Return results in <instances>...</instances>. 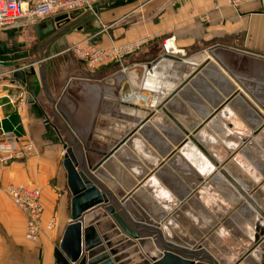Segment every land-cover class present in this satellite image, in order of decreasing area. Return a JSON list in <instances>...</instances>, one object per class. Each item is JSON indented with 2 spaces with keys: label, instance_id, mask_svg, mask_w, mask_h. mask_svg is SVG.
<instances>
[{
  "label": "crops",
  "instance_id": "obj_1",
  "mask_svg": "<svg viewBox=\"0 0 264 264\" xmlns=\"http://www.w3.org/2000/svg\"><path fill=\"white\" fill-rule=\"evenodd\" d=\"M112 4L117 5L106 7ZM262 8L261 0L246 1L238 7L228 5L227 0H102L96 13L73 12L57 33L42 41L35 30L37 23L0 29V55L30 51L27 57L14 61L13 66L0 61V126L30 138L36 146L33 154L0 164V264H70L59 247L70 221L71 192L63 166L65 144H71L68 129L89 152L93 164L101 157L93 154L94 150L108 151L126 135L130 128L126 125L125 131L119 130L124 126L122 122H135L136 118H129V113L123 110L128 105L123 102H134L129 95L134 89L147 94L150 101L158 96L155 89L163 87L168 77L177 86L196 68V65L164 57L169 54L162 48L167 36L174 35L183 50L170 55L198 57V64L210 58L218 66V70L207 69L195 77L188 90L189 100L181 96L198 114L197 105L219 104L214 98L220 96L222 101L232 88L242 90L253 104L263 102ZM86 38L105 46L139 39L145 42L124 58L123 65L111 61L92 69L65 50L71 43ZM19 42L25 45L19 46ZM33 53L38 55L33 57ZM157 59L156 74H149L146 64ZM27 63H33V67H25V70H32L42 82L35 99H29L28 85L9 72ZM127 87L132 91L120 99L122 90ZM181 100L176 102L181 105ZM163 127L167 126L150 122L146 129L148 135L142 133L144 143L136 145L129 140L95 174L117 198H126V208L137 222L153 227L162 224L159 230L171 241L172 229L167 217L179 211L175 208L178 198L187 200L189 197H181L174 187L176 180L180 184L182 179V171H177L175 165L179 158L184 157L188 162L191 158L181 152L182 148L178 151L180 154L174 152L182 137L173 147L161 149ZM94 155L99 159L95 160ZM154 157L159 158L158 161ZM167 157L171 158L168 164L164 162ZM191 166L199 174L198 168ZM190 175H194L192 178L196 181L197 175L194 172ZM11 183L41 188L44 214L42 231L35 241L26 238L25 214L6 192L5 188ZM186 215L185 223L174 215L171 218L177 221L180 230H189L194 236L198 231L196 217L191 220ZM50 220H54L52 229L47 228ZM187 235L182 236L189 241ZM193 238L195 242H185V245L192 247L201 242H198L200 238ZM204 244L205 249L212 252ZM216 255L222 257L221 253ZM240 264L253 263L241 261Z\"/></svg>",
  "mask_w": 264,
  "mask_h": 264
},
{
  "label": "water",
  "instance_id": "obj_2",
  "mask_svg": "<svg viewBox=\"0 0 264 264\" xmlns=\"http://www.w3.org/2000/svg\"><path fill=\"white\" fill-rule=\"evenodd\" d=\"M261 2L262 9H264V0ZM115 5L117 4L106 7ZM69 19L70 16L64 13L37 23L35 30L38 39L42 41L57 33L62 22ZM24 45L25 42H19V46ZM29 52V50H19L2 54L0 61L13 66L14 61L27 57ZM164 57L178 60L184 64L196 65V68L185 76L177 86H175L174 80L168 77L163 82V87L155 89L158 96L148 101V106L123 102V105H128L123 107L128 113L133 111L135 122L130 131L120 138L110 150L96 149L93 151L101 156L94 164L89 158V152L85 151V148L68 129V138L71 144H65L63 166L67 173V186L71 192L70 221L64 229L59 247L70 264H239L243 259L253 264H264V206L257 195L251 193L249 188H245L241 181L225 166V163L216 158L209 148V143L200 137L201 131L208 129L207 126L212 120L218 119L237 130V137L233 136V138L247 142L253 139L252 135L257 134L263 128L262 123L255 125L247 116L252 111L253 114L256 113L260 116L263 114L239 88H232L227 96L219 104L214 103L213 108L206 114H198L185 102L191 98L188 90L199 73L207 69L218 70V66L210 58L208 60L206 58L198 64L197 61L170 54H164ZM158 63L159 59L146 64L149 74H156L155 69L159 68L156 66ZM32 65L33 63H27L9 70L14 78L28 85L29 99H35L42 87L38 75L31 73L32 70H25V67L32 68ZM181 96L186 97L185 101L181 100ZM176 100H181L182 104H178ZM180 107H183L184 110L182 111ZM226 107L240 114L243 123H236L232 116H223L222 111ZM177 108L180 110L179 112L176 110ZM150 122L175 125L179 128L183 136L178 144V149L174 152L177 153L188 143H193L219 168L220 173L225 176L231 186H234L256 210L252 226L243 230L241 235L243 238H247L246 250L232 263L227 262L223 256L219 257L206 250V245L202 242L191 247L188 244L166 239L159 230L162 224L153 227L137 222L126 208V198H117L96 177L95 172L99 171L101 166L116 154L121 146L128 143L132 136H139L142 129L147 127ZM154 130L158 131L157 128ZM224 148L228 153L230 152L226 146ZM203 175H198L196 180L203 182L205 180ZM118 234L122 235L116 240H111ZM129 246L131 247L129 248Z\"/></svg>",
  "mask_w": 264,
  "mask_h": 264
},
{
  "label": "rangeland",
  "instance_id": "obj_3",
  "mask_svg": "<svg viewBox=\"0 0 264 264\" xmlns=\"http://www.w3.org/2000/svg\"><path fill=\"white\" fill-rule=\"evenodd\" d=\"M67 48L65 50H67ZM71 53L74 54L73 52ZM35 55L38 54L33 53V57H35ZM75 57L77 56L75 55ZM131 91L132 89H130L129 87L124 88L119 98L122 99L125 93ZM262 92L264 93V89L262 90ZM138 103L140 104V106L144 104L141 101H138ZM144 105L147 106L148 103L147 105ZM204 105L207 106V104ZM255 105L259 108L264 116V101L261 103H255ZM123 110L125 112H128L124 108ZM132 113L133 111H129V118L134 117ZM263 116L257 115L256 113L253 114V112L249 116H247L253 124L257 125L258 119H260L261 123L263 124V128L261 129V131H259L257 134L252 135L253 139L247 142H243L242 139L237 140L236 138H233V136L237 137V130L228 126V124H226L224 121L220 122V125L225 126L223 132L208 126V129H206L205 132L203 131V133L215 137L209 143L210 150L213 152V154H215L218 160L225 163V166H227L235 176L241 179L244 185L249 187V191L251 193L257 195V197L261 201V204L264 206ZM232 118H234V121L236 123H243V118L238 113L233 114ZM132 123L133 122H131V120L127 123L126 121L122 122L124 126H120L119 130L125 131L126 125H128L127 128H131ZM163 125H166L167 127H163L165 131H163L164 136H162L161 139L164 142L160 143V145H162L161 149L165 148L164 150H166L167 148L173 147V145H175V141L177 138L176 134L178 132L167 124ZM139 134L141 135L142 139V133ZM229 140L235 144H229ZM141 143L144 142L142 141ZM224 146H226L230 150L229 153L226 151ZM198 155L201 156L200 153H198ZM186 156L188 157V155ZM154 158L156 161H158L159 159L157 157ZM170 159L167 157L164 162H167L168 164ZM188 159L190 158L188 157ZM189 162L197 167L196 162H194L192 159H190ZM189 162L186 160V158L183 157L182 159L179 158V163L175 165L177 171H182V179H180V184L176 180L177 185L173 186L176 187V190H178V192L182 194L181 197H189L187 200H180V198H178L179 200H176L175 202V208L179 211H182V214L178 213L179 211L174 212V214H167L169 215V217H167L168 223L169 225H171L172 229V240L178 241V243L181 242V244H185V242H195L196 240L193 237H198L201 239L198 240V242L201 241L202 243H206L208 249H210L215 255L218 252L222 254L227 262L234 261L243 251L246 250L245 244H247L248 241L246 240L247 238H243L241 235L243 233V230H246L249 226H252L255 218L254 210L251 209L249 203L243 196H241V198L237 196L236 190L230 187L225 178L220 174L219 168L215 166L214 163V167L210 172H205L204 175L202 174L205 180H203V182H200L199 180H193L192 177L194 175H190L193 172L197 176L200 174H197V172L194 171L193 166H191L192 164H190ZM190 180H192V182ZM184 211H186L185 214H183ZM186 214H188L189 216ZM172 215H174L175 218L182 219L183 222L185 221L184 215L188 216L187 219L191 218V220L196 217L194 220L198 223V231L195 232L194 236L190 232H188L189 230L183 232V229L180 230L177 227V221H174L175 219L171 218ZM196 230L197 229H194L193 231ZM182 235H187L188 237H190V239L188 238L189 241L186 240L185 236Z\"/></svg>",
  "mask_w": 264,
  "mask_h": 264
},
{
  "label": "built area",
  "instance_id": "obj_4",
  "mask_svg": "<svg viewBox=\"0 0 264 264\" xmlns=\"http://www.w3.org/2000/svg\"><path fill=\"white\" fill-rule=\"evenodd\" d=\"M246 1L250 0H227V4L238 7ZM101 2L102 0H0V29L35 24L64 13L70 16L78 10L96 13L97 6ZM144 42V39H139L123 43L113 42L105 46L86 38L71 43L67 51L73 52L87 67L94 69L111 61L123 65L126 55L136 51ZM162 48L164 53L169 54L183 51L174 35L167 36L163 40ZM35 151L36 146L30 138L0 126V164L5 165L13 159L31 155ZM5 189L15 206L25 214L26 238L37 240L42 231L44 214L41 188L29 184L11 183ZM53 226L54 220H50L47 228L52 229Z\"/></svg>",
  "mask_w": 264,
  "mask_h": 264
},
{
  "label": "bare ground",
  "instance_id": "obj_5",
  "mask_svg": "<svg viewBox=\"0 0 264 264\" xmlns=\"http://www.w3.org/2000/svg\"><path fill=\"white\" fill-rule=\"evenodd\" d=\"M207 55L209 54V51H206L205 52ZM191 60H194V61H198V57H195V58H193V59H191ZM134 89V88H133ZM130 95V98H132L133 100H134V102H130V103H137V104H139L138 103V101H141V102H143V103H146V105H147V103H148V95L147 94H145V93H142V92H140V91H136L135 89L133 90V92L131 93V94H129ZM138 100V101H137ZM150 100V99H149ZM214 101L215 102H219V101H221V97L220 96H216L215 98H214ZM142 106V105H141ZM212 106V105H211ZM210 105H208L207 104V106H205L204 104H199V105H197V108L199 109V112H200V114H202V115H204V114H206L207 112H209V110H210V107H211ZM253 112V111H252ZM222 114H223V116H225V117H228V116H232L233 114H235L234 113V111L231 109V108H229V107H226V109H223V111H222ZM129 122V121H128ZM132 122V121H131ZM133 123H134V121H133ZM132 123V124H133ZM258 123H261V120L260 119H258L257 120V124ZM129 124V123H128ZM131 124V125H132ZM208 126L209 127H213V128H215V129H217V130H219V131H224L223 129H224V125H220V121L218 120V119H214V120H212L209 124H208ZM207 126V127H208ZM129 128V127H128ZM171 128H173L175 131H177L178 132V130L177 129H179V128H177L175 125H172L171 126ZM146 129H148V126L147 127H144L143 129H142V133L144 134V135H148L147 134V132L148 131H146ZM227 129V128H226ZM225 129V130H226ZM203 131L205 132V129L204 130H202L201 131V133H200V137L204 140V141H206V142H208V143H210L211 141H212V139L213 138H215L214 136H209V135H207V134H205V133H203ZM172 132H173V130H172ZM171 133V132H170ZM181 133V132H180ZM179 132L176 134V136H177V138H176V140L177 139H180L183 135L182 134H180ZM172 135H173V133H172ZM140 136V137H139ZM137 135V138H136V136H133V137H131V139H130V143H132V142H135V144L136 145H139V144H141V142L143 141V139H141V135ZM206 139V140H205ZM228 143L229 144H235V143H233V142H231L230 140L228 141ZM234 148V147H233ZM94 150V149H93ZM182 151L181 152H183L184 154H186V155H188L194 162H196V164H197V167H198V172H199V174H204L205 172H210L212 169H213V167H214V165H213V163H211V161L209 160V159H207V157H205L200 151H199V149L193 144V143H188L187 144V146H185V147H183L182 149H181ZM94 151H96V150H94ZM198 153H200L201 154V156H199L198 155ZM93 154H95V155H99V154H97V153H94L93 152ZM93 154H92V156H93ZM90 155V154H89ZM95 155H94V159H95ZM91 156V155H90ZM100 157V156H99ZM91 158V157H90ZM96 158H98V157H96ZM92 159V158H91ZM93 159V160H94ZM99 159V158H98ZM98 159H95V160H98ZM230 171V170H229ZM231 172V171H230ZM232 173V172H231ZM101 174V173H100ZM221 175H222V177H224L225 178V176L222 174V173H220ZM237 177V176H236ZM238 178V177H237ZM239 179V178H238ZM225 180H226V178H225ZM240 181H241V179H239ZM227 181V180H226ZM227 183L230 185V187H232L231 186V184L227 181ZM241 183H242V181H241ZM243 184V183H242ZM243 186H245V188H249L248 186H246V185H244L243 184ZM232 188H234L235 190H236V192H237V196L239 197V198H241V194L239 193V191L233 186ZM249 206L251 207V209L252 210H254V208L249 204ZM254 213H256V210H254ZM169 230V229H168ZM238 258V257H237ZM242 261H245V259H243ZM229 262H233V261H229ZM240 264V263H239Z\"/></svg>",
  "mask_w": 264,
  "mask_h": 264
}]
</instances>
